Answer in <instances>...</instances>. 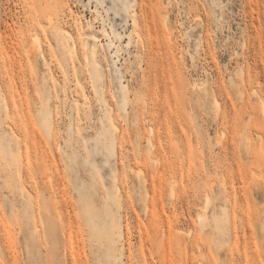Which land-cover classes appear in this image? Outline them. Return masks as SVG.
I'll use <instances>...</instances> for the list:
<instances>
[{
    "label": "rangeland",
    "instance_id": "rangeland-1",
    "mask_svg": "<svg viewBox=\"0 0 264 264\" xmlns=\"http://www.w3.org/2000/svg\"><path fill=\"white\" fill-rule=\"evenodd\" d=\"M0 264H264V0H0Z\"/></svg>",
    "mask_w": 264,
    "mask_h": 264
},
{
    "label": "bare ground",
    "instance_id": "bare-ground-1",
    "mask_svg": "<svg viewBox=\"0 0 264 264\" xmlns=\"http://www.w3.org/2000/svg\"><path fill=\"white\" fill-rule=\"evenodd\" d=\"M49 16H50V15H49ZM50 17H51V16H50ZM48 19L50 20V21L48 20V21H49L48 24L50 23V26H51V27L54 26V22L52 21L53 19H52V20H51V18H48ZM166 24H167V23H166ZM54 27H55V26H54ZM56 29H57V28H56ZM58 30H60V29H57V31H58ZM61 30H62L63 33L66 34V36H70V34H69V32H68L67 30H65V29H61ZM35 35H36L35 37H37L38 34H35ZM33 38H34V35H33ZM34 40H35V39H34ZM37 40H38V37H37ZM35 41H36V40H35ZM37 45H38V43H37ZM127 167H128V165H127ZM208 197H209V196H208ZM208 200H210V199H208ZM209 203H210V202H209ZM199 215H200V214H199ZM199 215H198V216H199ZM203 216H205V215H203ZM203 216L198 217V218L200 219L199 222H201V223L203 222V220H204V218H205V217H203ZM204 221H205V220H204Z\"/></svg>",
    "mask_w": 264,
    "mask_h": 264
}]
</instances>
